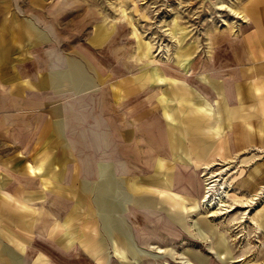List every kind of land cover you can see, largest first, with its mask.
<instances>
[{"label": "rangeland", "instance_id": "1", "mask_svg": "<svg viewBox=\"0 0 264 264\" xmlns=\"http://www.w3.org/2000/svg\"><path fill=\"white\" fill-rule=\"evenodd\" d=\"M254 2L0 0L7 35L11 5L22 11L16 30L23 18L42 20L51 38L43 44L7 39V64L47 69L40 58L56 50L51 41L58 37L64 56L79 64L76 76L92 85L54 96L45 104L43 144L18 163L7 159L6 204L0 184L7 264H97L99 249L89 256L85 250L100 235L108 264H264V154L223 158L217 110L206 100L223 86L224 51L254 22ZM175 82L198 97H175L182 91ZM67 102H75L70 117L87 120L78 131L107 134L102 155L93 140L80 150L57 134ZM207 121L213 128L207 130ZM163 146L178 155L163 156ZM99 199L115 208H86ZM74 207L83 209L74 213ZM168 216L179 219L178 227Z\"/></svg>", "mask_w": 264, "mask_h": 264}, {"label": "crops", "instance_id": "2", "mask_svg": "<svg viewBox=\"0 0 264 264\" xmlns=\"http://www.w3.org/2000/svg\"><path fill=\"white\" fill-rule=\"evenodd\" d=\"M9 10L12 13L8 27L9 35H7V24L1 25L0 23V158L2 159L0 162V175H4L0 184L3 189L2 193L5 195L3 196L6 200L4 204L7 203V175L11 173V166L9 167L10 164L7 159L15 158L17 159L15 163H18L21 158L28 157L33 150H37V147L43 144L45 125L47 124L44 119L45 104L52 103L53 97H58L59 94L77 93L76 88L83 86V84L92 86L91 82L86 81L84 77L80 76L79 78L76 76V69L79 64L75 62L76 59L69 60L64 56V53L58 47V37L56 42L51 41V44L54 43L56 50L49 49L43 52V57L40 58L49 63L46 65L47 69L41 67L30 72L31 70L24 66L23 63H16L14 66L7 64V39L8 44H10L9 41L13 43L14 40H29L33 44L39 42L43 44L45 42L48 43L47 40L50 38L49 34L40 27L42 20L36 19L34 21L32 18H23L24 20L19 24L20 28L16 30L14 23L19 19V13L22 11L16 12L11 5ZM58 11L59 8L57 7L56 13ZM251 12L254 13V22L246 27L237 41L231 40L227 43L229 45L224 51L223 86L218 83L217 88L214 89L215 96L212 101L205 98L217 110L221 129L223 158H230L249 152L264 154V0H255L251 6ZM46 71L48 72L47 74L45 73ZM44 73L46 75L41 78V74ZM28 79L32 81L33 88L28 84ZM65 84L71 86L72 89H63ZM175 84L182 89V91L177 90L175 92V97L181 96L179 92H182L190 100L198 97L191 87L182 86L178 82H175ZM84 91L82 90V95L85 93ZM220 98L223 100V105L218 103ZM167 107H170V105ZM74 108L75 102H67V106L63 109L64 113L63 110L61 113L63 117L56 122L57 134L62 135L68 147L80 150L82 148L85 150L86 143L89 140L90 142L93 140L102 148L101 154H99L102 155V153L107 151L105 150V147L108 146L107 134H101L92 128L78 131L77 128L82 125L85 126L87 120L86 118L77 119L73 112L71 114L72 117H70L69 111ZM207 114L210 115L209 113ZM183 115L184 117L188 116L186 114ZM172 118L179 120L177 115ZM207 118L208 120L210 119V117ZM213 124L214 121L213 123L212 121H207V130L213 128ZM88 125H91L90 121ZM170 125L173 124L170 123ZM70 129L72 134H68ZM124 137L127 139L125 132ZM13 149L14 153H12ZM165 149L167 148L163 146V156L178 155L176 154L177 150H174V148L171 151ZM205 169H209V166ZM125 170L126 166L121 172ZM261 171L262 168L260 167L255 172L257 175L256 181H258ZM2 193L0 190V196ZM110 207L114 206L108 205L99 199L94 204L87 203L86 208L94 209L101 213L102 211H108ZM82 209V207L79 209L74 207L73 211L75 213L76 210ZM131 211L143 212V215L153 214V211L148 208L139 210V208L131 207ZM95 217L92 216L89 219L96 220ZM168 218L174 226L178 227L176 222L179 219L169 216ZM60 227L61 225L58 223L57 228ZM43 237L46 236L43 235ZM103 238L102 235L96 237L94 243L86 247L87 249L85 250L89 256L90 252L99 249V251H96L99 255L94 259L97 264H108L110 260L107 247L102 248L99 245L102 244ZM0 261L1 264H7V244L2 243L1 239Z\"/></svg>", "mask_w": 264, "mask_h": 264}, {"label": "bare ground", "instance_id": "3", "mask_svg": "<svg viewBox=\"0 0 264 264\" xmlns=\"http://www.w3.org/2000/svg\"><path fill=\"white\" fill-rule=\"evenodd\" d=\"M238 14V13H237ZM256 177V176H255ZM256 179V178H255ZM214 188H215V185H213V186H211L210 188H207V190L208 191H206L205 192V194H204V197H203V202L205 201V199L208 197L209 199H210V196H209V190H214ZM210 217V216H209ZM186 262H185V264H194V263H192V262H189L188 260H185ZM183 263H184V261H183Z\"/></svg>", "mask_w": 264, "mask_h": 264}]
</instances>
